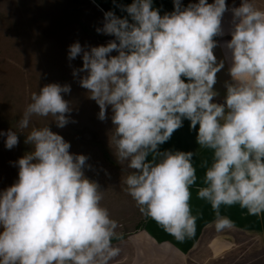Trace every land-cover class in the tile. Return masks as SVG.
Instances as JSON below:
<instances>
[{"label":"clouds","instance_id":"clouds-1","mask_svg":"<svg viewBox=\"0 0 264 264\" xmlns=\"http://www.w3.org/2000/svg\"><path fill=\"white\" fill-rule=\"evenodd\" d=\"M173 4L163 15L153 0L118 4L126 15L105 11L96 28L114 39L97 46L76 41L67 56L83 61L73 76L99 106L98 119L111 109L110 145L128 170L124 190L143 216L183 242L195 235L199 217L190 202L193 187L210 204L217 233L234 227L221 206L264 216V8L256 0L231 7L226 0ZM226 11L232 13L231 39L223 44L231 80L218 103L213 86L224 60L217 62L214 37L225 34ZM70 91L67 83L45 84L31 94L19 131L0 130L7 149L24 129L31 145L13 162L18 178L0 190V264H110L121 252L113 243L122 239L120 225L101 203L104 190L85 175L89 157L70 152V142L49 123L33 125V117L49 116L58 128L74 123L63 95ZM185 119L199 148L210 153L199 162L200 183L193 160L199 150L159 149Z\"/></svg>","mask_w":264,"mask_h":264},{"label":"rangeland","instance_id":"rangeland-1","mask_svg":"<svg viewBox=\"0 0 264 264\" xmlns=\"http://www.w3.org/2000/svg\"><path fill=\"white\" fill-rule=\"evenodd\" d=\"M131 2L0 0V130L12 128L19 131L17 121L26 104L31 102V94L38 92L40 87L53 82L70 84V93L63 95L73 109L70 115L75 122L58 128L50 116L33 117V125L42 127L49 123L52 131L70 142V152L89 157L87 163L92 168H86L85 175L97 181L104 190L101 203L118 221V232L122 237L137 233L147 218L139 212L121 183L128 170L124 171L125 166L117 162L113 152L115 146L110 145L111 109L107 110V119H98L99 106L88 98L87 90L73 76V69L81 67L83 61L79 56L69 61L67 52L68 46L76 41L82 46H97L114 39V36L97 33L96 28L102 27L105 11L113 10L124 16L126 13L116 5ZM183 2L188 4L198 0ZM227 3L240 5L241 0H226ZM172 4L153 1V7H160L161 12L163 7L173 11ZM256 6L263 8L264 0H256ZM116 54L113 51L112 55ZM29 130L23 131L26 134ZM24 133H18V144L12 149H7L5 138L0 137V190L18 178V167L13 162L31 151V145L24 143Z\"/></svg>","mask_w":264,"mask_h":264},{"label":"crops","instance_id":"crops-1","mask_svg":"<svg viewBox=\"0 0 264 264\" xmlns=\"http://www.w3.org/2000/svg\"><path fill=\"white\" fill-rule=\"evenodd\" d=\"M161 1L173 3V0ZM181 3L188 5L183 0ZM227 5L229 7L239 6L230 3ZM156 8L160 9V7ZM162 12L164 14V12L171 11L163 7ZM231 17V11H226L222 18V28L225 34L214 37L218 41L217 47L213 49L217 62L224 60V67L217 72V80L213 86L214 90L219 93L214 98V101L218 103L224 102L225 82L231 80L228 73L230 61L227 58V49L223 47L224 42L231 39ZM189 125L190 121L185 119L182 127L174 130L171 138L159 147L161 151L182 150L195 153L199 150L200 155H194L193 160L197 165V183H200L199 177L203 175L204 169L199 167V162L210 153L199 148L196 142L197 131L190 129ZM190 202L193 213H199L196 232L192 238L185 239L183 242L176 241L154 221L147 218L137 232H145L143 242L138 238L137 233L124 235L122 239L113 241L121 252L110 261V264H264V216L247 215L246 210L241 209L239 205L221 206V213L234 222V227L226 234H222L217 233L210 223L214 219L210 204L197 199L194 187ZM133 236H135L134 239H132ZM137 248L143 249L142 256L137 255ZM153 255L156 257L153 258Z\"/></svg>","mask_w":264,"mask_h":264},{"label":"bare ground","instance_id":"bare-ground-1","mask_svg":"<svg viewBox=\"0 0 264 264\" xmlns=\"http://www.w3.org/2000/svg\"><path fill=\"white\" fill-rule=\"evenodd\" d=\"M144 232H141L139 235H138V238L143 242V238H144V235H143ZM195 258V257H194ZM198 258V257H197ZM189 259V258H188ZM201 259V258H200ZM199 259V260H200Z\"/></svg>","mask_w":264,"mask_h":264},{"label":"trees","instance_id":"trees-1","mask_svg":"<svg viewBox=\"0 0 264 264\" xmlns=\"http://www.w3.org/2000/svg\"><path fill=\"white\" fill-rule=\"evenodd\" d=\"M140 228V227H139ZM114 241H116V240H114Z\"/></svg>","mask_w":264,"mask_h":264}]
</instances>
